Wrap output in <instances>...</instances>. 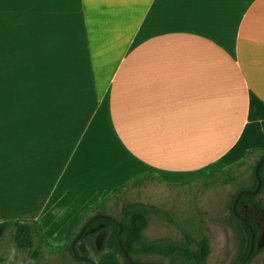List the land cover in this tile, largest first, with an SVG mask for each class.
Masks as SVG:
<instances>
[{
	"label": "crops",
	"instance_id": "1",
	"mask_svg": "<svg viewBox=\"0 0 264 264\" xmlns=\"http://www.w3.org/2000/svg\"><path fill=\"white\" fill-rule=\"evenodd\" d=\"M249 152L264 0H0V223L62 246L135 177L177 186Z\"/></svg>",
	"mask_w": 264,
	"mask_h": 264
},
{
	"label": "trees",
	"instance_id": "2",
	"mask_svg": "<svg viewBox=\"0 0 264 264\" xmlns=\"http://www.w3.org/2000/svg\"><path fill=\"white\" fill-rule=\"evenodd\" d=\"M260 159H264V152H249L242 159L225 168L209 170L205 175L196 178V180L202 181V186L205 190L218 186H237L236 192L230 197L227 205L230 214L229 225L239 237L238 260L233 264H240L246 256L249 248L250 233L244 224L231 213V205L239 191H251L256 187L254 169ZM242 167L250 170V181L246 185L242 182L243 176L238 174ZM148 177L146 174L135 177L121 187L113 190L107 198L87 208L79 217L68 239L62 246H51L43 234L41 225L28 220L0 223V243L4 240L6 234H9L11 243H13L15 249L28 254L36 263H39L43 259V250L47 249L49 254H61L64 262H67V264H90L76 260L73 257L70 243L89 218L97 214L110 216L107 213L109 203L129 187L138 188L144 186V179ZM258 178L261 181L259 191L256 194H242L236 205L239 217L250 225L254 235V248L245 264H250L258 253L256 251V243L260 229L254 224L255 218L253 214H241L238 208L240 205L253 206L257 212L264 215V206L257 200L258 196L264 193V160L258 167ZM150 215L159 216L166 223L174 226L181 234L182 240H172L167 237L157 239L147 237L145 231L149 225L148 217ZM115 219L122 227L120 233L122 247L127 256L135 264H156L146 261L150 257L164 259L168 264H207L211 254L210 243L202 220L198 215L187 217L184 221H176L159 208L142 203H131L124 206L120 211L119 218ZM118 229V225L109 220H95L87 227L75 244L77 255L89 258L95 264H129L117 244L116 233ZM100 232H103V237L100 249H97L95 239ZM80 246L85 249L84 252L79 250ZM64 253L69 258H66Z\"/></svg>",
	"mask_w": 264,
	"mask_h": 264
},
{
	"label": "rangeland",
	"instance_id": "3",
	"mask_svg": "<svg viewBox=\"0 0 264 264\" xmlns=\"http://www.w3.org/2000/svg\"><path fill=\"white\" fill-rule=\"evenodd\" d=\"M238 174L243 176V184H248L250 170L242 167ZM236 190V185L218 186L205 190L202 181L196 180L195 177L186 183L171 186L158 181L156 177L149 176L144 179V186L129 187L121 192L116 199H113L108 205L107 213L114 218H119L121 209L127 204L142 203L163 210L176 221H184L187 217L198 215L202 220L210 243L211 254L207 264H233L238 260L239 237L229 225L227 205ZM257 200L264 206V193H261ZM14 211L18 213L22 210L16 209ZM240 211L252 213L255 218V225L260 229L256 243L258 253L250 264H264V215L251 206L241 207ZM17 213L15 215H18ZM148 223V228L145 231L147 237L151 239L167 237L172 240H182L181 234L175 227L166 223L159 216L150 215ZM102 237L103 232H100L95 239L97 249H100ZM50 245L59 247L56 243ZM79 250L85 251L82 246L79 247ZM64 255L69 258L65 253ZM146 261L168 264L166 260L161 258L150 257ZM0 264H67V262H64L61 254H49L48 250L44 249L43 259L36 263L28 254L17 251L11 243L10 235L6 234L0 243Z\"/></svg>",
	"mask_w": 264,
	"mask_h": 264
},
{
	"label": "water",
	"instance_id": "4",
	"mask_svg": "<svg viewBox=\"0 0 264 264\" xmlns=\"http://www.w3.org/2000/svg\"><path fill=\"white\" fill-rule=\"evenodd\" d=\"M264 159H260L258 160L257 164H256V167L254 169V177L256 179V187L251 190V191H248V190H243V191H240L234 198V201L232 203V206H231V212L232 214L238 219L240 220L241 222H243L244 226L249 230V233H250V242H249V248H248V251H247V254L246 256L244 257V259L242 260V262L240 264H245L248 260V258L250 257V254L252 253L253 251V246H254V235H253V232H252V229L250 227L249 224H247L241 217H239V215L237 214V211H236V203L239 199V197L242 195V194H245V193H250V194H256L259 189H260V186H261V181L260 179L258 178V167L259 165L263 162ZM97 219H103V220H109L111 222H114L118 225V231L116 233V240H117V244H118V247L120 249V251L122 252L123 256L126 258L127 262L129 264H135L131 261V259L127 256L126 252L124 251L123 247H122V244H121V240H120V233H121V224L119 222H117V220L115 218H112L108 215H104V214H97V215H94L92 216L91 218H89L85 224L81 227V229L79 230V232L77 233V235L74 237V239L72 240V242L70 243V249H71V252H72V255L73 257L76 259V260H79V261H84V262H88L90 264H95L94 262H92L89 258H86V257H83V256H79L77 255L76 253V250H75V244L78 242V240L80 239V237L83 235V233L85 232V230L87 229V227L92 223L94 222L95 220ZM139 264H144V263H139Z\"/></svg>",
	"mask_w": 264,
	"mask_h": 264
},
{
	"label": "flooded vegetation",
	"instance_id": "5",
	"mask_svg": "<svg viewBox=\"0 0 264 264\" xmlns=\"http://www.w3.org/2000/svg\"><path fill=\"white\" fill-rule=\"evenodd\" d=\"M242 191H243V190H242ZM239 192H240V191H239ZM239 192H238V193H239ZM238 193H237V194H238ZM237 194H236V195H237ZM232 195H233V194H232ZM234 198H235V197H234ZM239 198H240V197H239ZM238 200H239V199H238ZM233 201H234V199H233ZM237 202H238V201H237ZM232 203H233V202H232ZM236 205H237V203H236ZM231 206H232V205H231ZM241 207H243V208H247V207H250V206H246V205H240V206H239L238 211H239L241 214H245L246 212H241V211H240V208H241ZM251 207H253V206H251ZM253 208H254V207H253ZM254 209H255V208H254ZM236 211H237V209H236ZM228 212H229V211H228ZM231 213H232V212H231ZM237 214H238V213H237ZM246 214H252V213H246ZM229 215H230V214H229ZM242 223H243V222H242ZM254 224H255V220H254ZM245 228H246V227H245ZM246 229H247V228H246ZM253 248H254V246H253ZM250 255H251V254H250ZM248 259H249V258H248Z\"/></svg>",
	"mask_w": 264,
	"mask_h": 264
}]
</instances>
